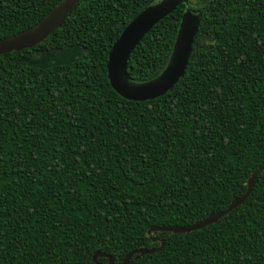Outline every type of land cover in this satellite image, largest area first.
Here are the masks:
<instances>
[{"label": "trees", "instance_id": "1", "mask_svg": "<svg viewBox=\"0 0 264 264\" xmlns=\"http://www.w3.org/2000/svg\"><path fill=\"white\" fill-rule=\"evenodd\" d=\"M62 0H0V39ZM160 0H81L43 43L0 56V264H264V0H188L155 25L127 74L166 68L187 7L202 13L184 76L165 95L128 101L109 52ZM99 264H109L99 258Z\"/></svg>", "mask_w": 264, "mask_h": 264}, {"label": "water", "instance_id": "2", "mask_svg": "<svg viewBox=\"0 0 264 264\" xmlns=\"http://www.w3.org/2000/svg\"><path fill=\"white\" fill-rule=\"evenodd\" d=\"M80 2L81 0H62L32 28L15 36L0 39V56L14 51L31 49L43 43L66 22L65 20L69 18ZM181 4L188 5V0H160L146 7L136 18L131 20L111 48L107 63L108 79L111 87L120 97L134 102L154 100L172 90L184 76L202 19L201 12L195 14L189 7L180 19L181 23L173 51L164 71L155 79L143 83L131 81L127 74L128 61L136 47L155 25L172 14ZM261 172H264V168H260L251 174L246 193L234 200L226 210L214 213L203 221L188 227L155 226L149 230V234L152 235L155 232L185 234L217 223L248 199ZM152 240L154 242L160 241V246L154 249L133 251L125 257L121 264H131V259L134 256H136L135 259H138L141 256L152 255L161 251L165 246V242L160 238L153 237ZM101 257L108 259L109 264H115L114 259L104 252L95 253L94 263L99 264L98 259Z\"/></svg>", "mask_w": 264, "mask_h": 264}]
</instances>
